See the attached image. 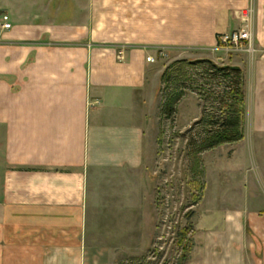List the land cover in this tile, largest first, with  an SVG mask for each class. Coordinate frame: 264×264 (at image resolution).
Returning <instances> with one entry per match:
<instances>
[{
    "label": "crops",
    "instance_id": "0c3cea01",
    "mask_svg": "<svg viewBox=\"0 0 264 264\" xmlns=\"http://www.w3.org/2000/svg\"><path fill=\"white\" fill-rule=\"evenodd\" d=\"M251 6L255 51L238 68L262 147L264 0H0V264H95V230L131 223L163 74L147 57L213 51ZM257 170L245 205L204 236L201 264H264Z\"/></svg>",
    "mask_w": 264,
    "mask_h": 264
},
{
    "label": "rangeland",
    "instance_id": "374dc122",
    "mask_svg": "<svg viewBox=\"0 0 264 264\" xmlns=\"http://www.w3.org/2000/svg\"><path fill=\"white\" fill-rule=\"evenodd\" d=\"M245 59L249 64L251 57L240 53L185 50L158 58L152 72L164 74L177 62L197 60L238 67ZM202 68L187 70L201 81ZM161 80L148 110L143 169L132 176L131 223L95 230L100 242L95 264H201L204 236L219 227L223 215L219 211L245 205L252 183L247 177L258 174L257 165L264 178V141L260 140L262 147L253 143L246 92L244 139L203 153L198 168L187 143L199 130L196 124L203 117L204 106L210 110L211 105L202 102L199 90L186 91L176 114L167 118L162 106L171 91ZM204 91L207 94V87ZM253 182L257 193L253 199L264 207V192H260L264 182Z\"/></svg>",
    "mask_w": 264,
    "mask_h": 264
},
{
    "label": "trees",
    "instance_id": "16d2710c",
    "mask_svg": "<svg viewBox=\"0 0 264 264\" xmlns=\"http://www.w3.org/2000/svg\"><path fill=\"white\" fill-rule=\"evenodd\" d=\"M199 67H203L201 81L196 80L193 76L195 74L187 70ZM161 83L167 91H171L166 94L162 106L163 114L167 118L176 114L177 105L186 91L199 90L202 102L211 105L210 110L204 106L203 117L196 124L199 130L187 143L198 168H201L200 156L203 153L222 145L239 143L244 139L245 76L240 69L236 70L230 66L218 67L207 60L177 62L163 74ZM198 86L203 89L200 90ZM204 87H207L208 95ZM218 89H221L220 93Z\"/></svg>",
    "mask_w": 264,
    "mask_h": 264
},
{
    "label": "built area",
    "instance_id": "2783aa9c",
    "mask_svg": "<svg viewBox=\"0 0 264 264\" xmlns=\"http://www.w3.org/2000/svg\"><path fill=\"white\" fill-rule=\"evenodd\" d=\"M254 15L255 12L252 6L243 10L241 12V19L243 22L242 27L232 32L219 35L217 45L213 51H226L227 53H254ZM4 21L3 28L10 29L11 24L8 23V17H4ZM164 57H167L166 52L164 50H159L156 56L147 57V62L154 64L157 62L158 58Z\"/></svg>",
    "mask_w": 264,
    "mask_h": 264
},
{
    "label": "water",
    "instance_id": "95a60500",
    "mask_svg": "<svg viewBox=\"0 0 264 264\" xmlns=\"http://www.w3.org/2000/svg\"><path fill=\"white\" fill-rule=\"evenodd\" d=\"M198 61H200V60H197V61H195V62H198ZM233 69H236V70H238L239 68L238 67H232Z\"/></svg>",
    "mask_w": 264,
    "mask_h": 264
}]
</instances>
